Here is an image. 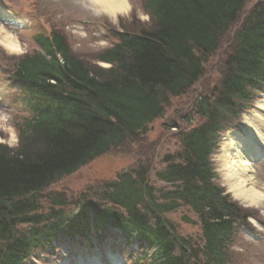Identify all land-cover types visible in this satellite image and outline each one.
Returning a JSON list of instances; mask_svg holds the SVG:
<instances>
[{
    "label": "trees",
    "instance_id": "obj_1",
    "mask_svg": "<svg viewBox=\"0 0 264 264\" xmlns=\"http://www.w3.org/2000/svg\"><path fill=\"white\" fill-rule=\"evenodd\" d=\"M248 1L142 0L149 22L108 25L116 41L96 60L109 67L73 51L60 28L36 34L32 52L12 56L10 79L29 108L15 121L14 154L0 145V264H32L59 254L63 241L94 247L112 236L138 242L142 261L154 249L148 264H232L236 222L248 212L221 196L209 158L220 133L264 92V0L246 9ZM227 36L232 48L218 84L196 95L184 116L202 121L178 132L181 150L162 168L131 166L75 201L51 191L145 134L172 98L194 92ZM181 207L196 215L199 234L181 235L166 217ZM183 221L196 222L189 214Z\"/></svg>",
    "mask_w": 264,
    "mask_h": 264
},
{
    "label": "rangeland",
    "instance_id": "obj_2",
    "mask_svg": "<svg viewBox=\"0 0 264 264\" xmlns=\"http://www.w3.org/2000/svg\"><path fill=\"white\" fill-rule=\"evenodd\" d=\"M142 0H132L133 4L141 8ZM258 0H249L246 9L255 5ZM0 6L9 8L12 17L15 18V23L12 22L9 26L16 29L20 34L22 40L28 45V52H32L37 45L34 42V35L43 32L48 33L50 30L60 28L66 34L71 49L86 57L92 63H97L96 55L99 54L105 47H96L99 41L104 40L107 46L114 40L110 36L112 31H108L109 24L99 21H92L87 18L84 13L71 7L70 0H0ZM143 10V9H142ZM144 11V10H143ZM145 12V11H144ZM135 13L131 21L121 20V23L133 28L135 25ZM148 21L144 22H149ZM77 25H83L87 31V38H80L75 35ZM106 34H105V31ZM231 38L227 36L221 41L220 48L216 54L210 57L205 63V71L200 81L193 87L194 92H189L185 96L172 98L166 106L165 114L162 118L156 119L148 128V131L133 140H129L118 148H114L111 152L93 160L75 173L64 177L56 183L51 191L64 193L69 200H79L89 188L103 183L107 179L114 178L122 169H127L131 166H137L139 163L148 165L152 168L159 169L164 164L162 159L168 154H176L181 150V141L178 132L187 131L192 126L201 123L200 117H194L193 122H187L184 116L190 112V103L196 95L209 93L220 80V70L224 68L227 54L230 52ZM13 63L12 56H7L0 50V110H7L13 114L14 121L20 118L21 115L27 114V109L22 102L21 88L14 85L13 80L8 75V68ZM102 64V63H100ZM107 66V64H104ZM252 107V113H257ZM264 116V111L261 112ZM250 115L240 113L236 119L245 125V117ZM171 122L177 123L180 127L175 130L169 126ZM238 124V123H237ZM264 130V124L260 125ZM232 134L231 129L223 133L222 141L226 140ZM255 167L258 171L264 173V157L255 162ZM48 207V202L46 203ZM249 215H257L254 210H245ZM189 214L192 219H196L192 212L187 207H181L180 210L169 213L166 217L175 223L177 230L181 235L195 236L201 232L198 224H189L183 221V215ZM259 218V217H257ZM264 222V221H262ZM114 241L113 237L109 239ZM78 248V247H77ZM75 249L64 245L62 248V255L48 258L38 259L34 258V264H77L80 261L88 262L95 257L101 260H111L105 251L102 249H94V253L90 249ZM234 252L237 256V264H264V238L253 241L252 237L243 232L234 246ZM122 259L120 264H147L140 262L138 258L141 256L133 254L128 260L126 253L118 250ZM105 261V264H111Z\"/></svg>",
    "mask_w": 264,
    "mask_h": 264
},
{
    "label": "clouds",
    "instance_id": "obj_3",
    "mask_svg": "<svg viewBox=\"0 0 264 264\" xmlns=\"http://www.w3.org/2000/svg\"><path fill=\"white\" fill-rule=\"evenodd\" d=\"M71 7L84 13L89 20L104 22L121 29V20L135 19L144 22L149 15L136 7L132 0H70ZM75 35L87 38L83 25H77ZM96 47H106L101 40ZM0 50L7 56H22L28 52L27 43L13 27L0 21ZM10 111L0 110V145L14 154L19 147V133L13 123ZM257 136L264 142V132L257 131ZM210 163L215 173L213 182L221 190V196L242 209H251L257 215H249L247 222L258 232H264V173L258 171L243 155L235 138L221 141L216 152L210 155ZM259 217V218H257Z\"/></svg>",
    "mask_w": 264,
    "mask_h": 264
},
{
    "label": "bare ground",
    "instance_id": "obj_4",
    "mask_svg": "<svg viewBox=\"0 0 264 264\" xmlns=\"http://www.w3.org/2000/svg\"><path fill=\"white\" fill-rule=\"evenodd\" d=\"M0 16L4 17L7 20H12L10 12L2 7H0ZM259 107L264 109V99L259 102ZM245 122L247 125V134L233 136L229 135L226 140L235 138L238 142V146L242 149L243 155L254 165V160L263 152L264 142L257 136V131L264 132L263 128L260 126L264 124L263 114L254 113L250 116L245 117Z\"/></svg>",
    "mask_w": 264,
    "mask_h": 264
}]
</instances>
